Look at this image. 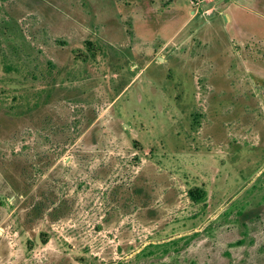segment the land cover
Masks as SVG:
<instances>
[{
  "label": "rangeland",
  "instance_id": "obj_1",
  "mask_svg": "<svg viewBox=\"0 0 264 264\" xmlns=\"http://www.w3.org/2000/svg\"><path fill=\"white\" fill-rule=\"evenodd\" d=\"M0 264H264V0H0Z\"/></svg>",
  "mask_w": 264,
  "mask_h": 264
},
{
  "label": "trees",
  "instance_id": "obj_2",
  "mask_svg": "<svg viewBox=\"0 0 264 264\" xmlns=\"http://www.w3.org/2000/svg\"><path fill=\"white\" fill-rule=\"evenodd\" d=\"M203 190L201 188H196L190 191L194 199H199L202 196Z\"/></svg>",
  "mask_w": 264,
  "mask_h": 264
}]
</instances>
